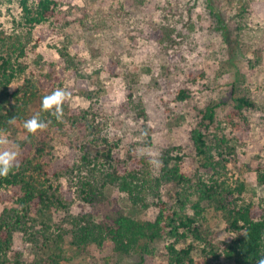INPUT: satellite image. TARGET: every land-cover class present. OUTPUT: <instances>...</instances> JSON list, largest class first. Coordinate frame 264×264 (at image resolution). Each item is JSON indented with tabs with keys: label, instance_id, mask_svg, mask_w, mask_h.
Returning <instances> with one entry per match:
<instances>
[{
	"label": "rangeland",
	"instance_id": "374dc122",
	"mask_svg": "<svg viewBox=\"0 0 264 264\" xmlns=\"http://www.w3.org/2000/svg\"><path fill=\"white\" fill-rule=\"evenodd\" d=\"M57 4V14L49 23L29 30L22 26L18 0H0L1 29L8 38L4 51H14L22 41L29 64L24 77L45 72L54 86L61 84L58 88L71 93L65 103L74 122L66 121L51 142L50 159L56 168L78 157L79 146L94 136L118 142L117 154L124 159L131 155L151 159L148 154L154 153L162 161L166 150L178 148L173 154L182 155L188 169L194 170L191 134L198 129L210 146H215L217 136L226 137L227 172L232 180L245 184L239 197L264 205V186L256 177L258 170L264 171V0H215L236 45L232 59L224 33L217 29L204 0H57ZM108 5H122L126 14L100 28V9ZM24 84V79L17 80L10 91ZM240 96L254 106L237 110L234 98ZM12 104H5L7 110ZM215 104V123L205 127L203 116ZM34 110L32 104L30 115ZM87 125L92 128L87 130ZM0 131L10 141L5 148L18 151V161L28 154L29 147L22 146L26 133L21 119L4 125L0 121ZM64 189L71 215H94L102 221L118 210L128 211L125 194L114 188L93 203L72 196L67 185ZM176 191L173 185H164L161 196L171 202ZM157 210L151 204L133 213L154 219ZM54 216L61 221L66 213L58 211ZM210 223L219 236L225 232L220 216ZM164 244H156L157 261L162 260ZM15 247L33 252L19 237ZM134 261L126 258L123 264ZM64 264L101 261L96 254H74Z\"/></svg>",
	"mask_w": 264,
	"mask_h": 264
},
{
	"label": "trees",
	"instance_id": "16d2710c",
	"mask_svg": "<svg viewBox=\"0 0 264 264\" xmlns=\"http://www.w3.org/2000/svg\"><path fill=\"white\" fill-rule=\"evenodd\" d=\"M18 3L22 26L29 30L46 25L57 14V0H18ZM204 3L217 29L223 31L232 59L236 45L226 20L215 0ZM124 13L122 5L101 8L100 28L115 24L114 18ZM7 42L0 24V110L7 112L6 116L0 114L1 123L4 125V121L12 118L24 123L39 113L49 124L35 135L23 127L26 139L22 146L29 147L28 154L7 177L0 176V264H64L74 254L88 257L96 254L101 264H123L126 258L133 257L135 261L131 264H256L264 256V205L239 197L245 184L232 180L227 172L229 161L223 151L229 144L224 135L217 136L215 146H210L204 132L192 131L197 164L194 170L188 169L182 155L173 154L178 148L166 150L161 167L156 170L149 164L148 156L121 158L116 151L118 142L101 137L98 146L94 136L79 146L78 157L56 168L50 159L51 142L73 117L65 103L63 118L57 121L41 110V101L61 84L54 86L45 72L33 73L35 78L24 77L29 67L26 45L19 41L14 51L6 52ZM22 79L23 87L10 91L11 85ZM10 101L15 104L7 110L5 104ZM234 101L239 111L254 106L246 97H236ZM32 104L35 110L30 115ZM217 107L218 104L207 107L203 116L205 127L215 123ZM79 127L84 126L79 123ZM86 128L90 130L92 126ZM256 177L264 186V171L258 170ZM65 185L72 196L88 203L114 188L125 194L128 211L118 210L115 216L102 221L94 215H71ZM164 185L177 188L171 202L161 196ZM151 204L158 209L154 219L139 218L133 213L137 208L148 209ZM58 211L66 213L61 221L55 220ZM218 216L226 223L220 236L210 223ZM17 237L31 245L33 252L26 254L17 249ZM159 241L165 244L161 249L162 260L157 261Z\"/></svg>",
	"mask_w": 264,
	"mask_h": 264
},
{
	"label": "clouds",
	"instance_id": "9594fccd",
	"mask_svg": "<svg viewBox=\"0 0 264 264\" xmlns=\"http://www.w3.org/2000/svg\"><path fill=\"white\" fill-rule=\"evenodd\" d=\"M71 97V93L65 88H56L50 94L45 95L41 101V110L50 113L57 121L63 118V105ZM10 124L15 123V118L9 120ZM49 121L42 120L40 114L33 115L30 119H27L23 123V127L27 133L35 135L40 131L47 129ZM7 133L0 131V176L7 177L14 167H18V151L7 150L5 146L9 145ZM152 158L149 160V164L159 167L162 162L156 159V154L149 153ZM256 264H264V256H261L256 261Z\"/></svg>",
	"mask_w": 264,
	"mask_h": 264
}]
</instances>
